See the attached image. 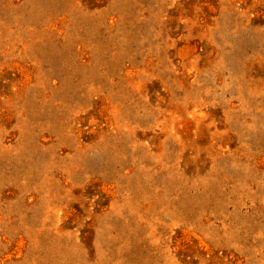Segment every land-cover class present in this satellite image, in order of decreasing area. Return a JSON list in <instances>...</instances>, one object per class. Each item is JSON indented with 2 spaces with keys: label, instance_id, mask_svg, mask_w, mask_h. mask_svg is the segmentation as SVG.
I'll list each match as a JSON object with an SVG mask.
<instances>
[{
  "label": "rangeland",
  "instance_id": "rangeland-1",
  "mask_svg": "<svg viewBox=\"0 0 264 264\" xmlns=\"http://www.w3.org/2000/svg\"><path fill=\"white\" fill-rule=\"evenodd\" d=\"M0 264H264V0H0Z\"/></svg>",
  "mask_w": 264,
  "mask_h": 264
}]
</instances>
